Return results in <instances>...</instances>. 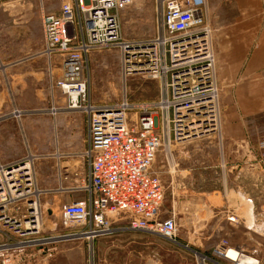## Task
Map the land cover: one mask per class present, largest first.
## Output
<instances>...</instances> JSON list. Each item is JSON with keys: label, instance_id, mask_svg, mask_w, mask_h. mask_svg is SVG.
<instances>
[{"label": "built area", "instance_id": "2783aa9c", "mask_svg": "<svg viewBox=\"0 0 264 264\" xmlns=\"http://www.w3.org/2000/svg\"><path fill=\"white\" fill-rule=\"evenodd\" d=\"M133 0H64L57 13L42 18L43 47L49 69L59 63L60 76L52 81L66 110L87 118L86 177L71 191L82 199L63 204L57 239L42 236L40 193L31 170V158L0 163V264H14L27 250L39 247L52 255L55 241L93 240L117 230L155 233L175 241L179 229L171 215L160 218L164 188L152 172L161 144L187 141L220 131V101L216 81L212 29L206 19L205 0H155L156 34L149 39L127 40L120 11ZM117 49L120 73L159 79L155 103L135 105L126 98L115 105L90 100L88 56L93 51ZM58 108L53 107L56 113ZM135 110L134 119L129 113ZM264 162V144L260 146ZM229 222H236L234 215ZM74 226L79 228L72 229ZM247 230L264 236V213ZM264 243L251 250L222 240L213 249L219 258L230 249L247 264H264ZM244 264V263H239Z\"/></svg>", "mask_w": 264, "mask_h": 264}, {"label": "rangeland", "instance_id": "374dc122", "mask_svg": "<svg viewBox=\"0 0 264 264\" xmlns=\"http://www.w3.org/2000/svg\"><path fill=\"white\" fill-rule=\"evenodd\" d=\"M63 1L0 0V70L7 77H22L21 83L8 86L7 107L22 111V120L33 122L32 143L27 140L26 132H22L27 148L24 156L31 158L32 174L40 193L41 235L54 239L64 234L61 208L81 195L71 188L83 181L87 173V160L82 155L87 148L86 123L72 117L78 113L85 115L70 113L64 108L63 98L52 84L60 76L59 63L55 62V67L50 70L48 60L40 54L43 15L57 13ZM120 21L125 39L152 38L156 34L155 0H133L130 6L120 11ZM86 77L90 100L98 105L120 104L124 98L135 105L151 104L159 99V79L138 74L126 80L122 78L117 49L91 52ZM53 107L59 112L53 113ZM135 112L132 110L129 117L134 119ZM60 116H66L70 123L58 127L55 120ZM220 131L213 135L215 142L221 140ZM167 147L161 144L152 165V172L161 182ZM170 206L165 194L161 219L170 215ZM76 228L79 226L72 229ZM222 240L251 250L264 243V236L236 227L224 234L222 229L205 225L203 228H180L175 241H171L155 233L125 229L93 240L73 237L57 240L49 245L53 247L51 256L46 257V248L43 252L35 247L26 252L33 257H23L14 264H231L213 253ZM97 242L104 244L97 246Z\"/></svg>", "mask_w": 264, "mask_h": 264}, {"label": "crops", "instance_id": "0c3cea01", "mask_svg": "<svg viewBox=\"0 0 264 264\" xmlns=\"http://www.w3.org/2000/svg\"><path fill=\"white\" fill-rule=\"evenodd\" d=\"M205 3L206 19L212 29L221 140L216 143L213 134L173 142L162 161V185L171 202L167 217L172 215L179 229L206 225L222 229L225 234L234 227L246 230L245 224L264 213V162L259 159L260 146L264 144V0ZM21 81V76L7 77L0 70L2 164L26 154L22 132L32 143V120H22V111L7 107L8 86ZM78 114L72 117L84 120L87 127L86 115ZM65 117L56 118L58 127L70 123ZM84 197L81 193L77 199ZM198 215L200 219L196 220ZM230 215L238 224L227 220Z\"/></svg>", "mask_w": 264, "mask_h": 264}, {"label": "bare ground", "instance_id": "6f19581e", "mask_svg": "<svg viewBox=\"0 0 264 264\" xmlns=\"http://www.w3.org/2000/svg\"><path fill=\"white\" fill-rule=\"evenodd\" d=\"M166 150L168 151V147L166 148ZM227 257L230 258L231 260H235L236 263L239 262V263L247 264L249 262L248 260H244L243 257H238V253L233 249H230L227 252Z\"/></svg>", "mask_w": 264, "mask_h": 264}]
</instances>
